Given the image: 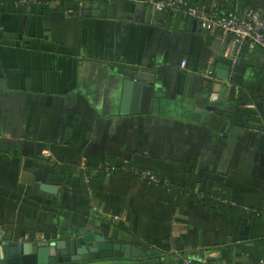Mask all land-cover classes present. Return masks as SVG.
<instances>
[{
	"label": "crops",
	"instance_id": "obj_1",
	"mask_svg": "<svg viewBox=\"0 0 264 264\" xmlns=\"http://www.w3.org/2000/svg\"><path fill=\"white\" fill-rule=\"evenodd\" d=\"M87 1L83 9L73 0L0 1L3 240L98 230L159 252L117 264H182L184 255L194 264H246L244 247L260 241L264 256V134L253 130L264 129V49L247 46L242 56L240 44L244 71L224 82L215 66L232 56V35L147 3ZM189 1L223 14L264 11V0ZM139 72L154 85L149 111L142 94L124 104L126 81ZM101 164L150 169L170 186L124 173L80 176H95L88 167ZM217 188L230 204L211 202Z\"/></svg>",
	"mask_w": 264,
	"mask_h": 264
},
{
	"label": "water",
	"instance_id": "obj_2",
	"mask_svg": "<svg viewBox=\"0 0 264 264\" xmlns=\"http://www.w3.org/2000/svg\"><path fill=\"white\" fill-rule=\"evenodd\" d=\"M195 21V20H194ZM196 22V21H195ZM197 23V22H196ZM241 43H237L230 58L219 57L215 66V73L219 80L227 82L231 78L239 80V74L245 66L241 64V58H236V52ZM242 56L247 49V45H241ZM131 78L126 81L125 102L132 94L138 100V96L142 94L143 100L147 103L145 110L149 111L152 98L154 95V85L147 84V74L139 72L131 74ZM152 80V78H151ZM150 80V81H151ZM127 95V96H126ZM218 102H210L205 107L208 111H215L216 106L221 105ZM123 105V112H126ZM144 111V110H143ZM132 112H136L133 110ZM145 112V111H144ZM223 115L222 111H217ZM224 127L229 124L228 116ZM48 192L56 190L54 186L45 185L41 187ZM249 228L243 230L245 236L242 239H248ZM3 240L0 235V264H117L118 258H140L152 256L159 253L156 250L142 251L133 244H122L110 241L106 235L100 234L98 230L82 233L81 231L74 235L54 234L52 239L40 240L29 238L27 240ZM198 264V263H195Z\"/></svg>",
	"mask_w": 264,
	"mask_h": 264
},
{
	"label": "built area",
	"instance_id": "obj_3",
	"mask_svg": "<svg viewBox=\"0 0 264 264\" xmlns=\"http://www.w3.org/2000/svg\"><path fill=\"white\" fill-rule=\"evenodd\" d=\"M77 2L80 9H83L88 1L87 0H74ZM135 3H147L153 9H164L172 13H177L184 18L193 19L197 22L199 28L207 33L214 34L216 32H222L224 34L232 35L236 41L241 44H246L250 49L255 47H261L264 49V11L260 8L247 7L236 8V11L229 14H223L221 11L215 8H207L205 4L192 3L189 0H129ZM45 3L47 7L53 6V4H61L62 0H15L14 6H31ZM186 65V61L182 62V66ZM256 132L264 134V129H253ZM46 156L50 153H45ZM82 168H86V160L82 162ZM106 169L122 170L134 174L140 181L148 182L155 187L168 188L170 183L161 179L150 169L141 167H129L112 164L111 167ZM86 181L89 178L85 177ZM197 196L200 199L205 198L204 191L197 190ZM208 197L213 200L219 201L223 204H230L229 200L225 197V192L221 188H217L214 192L208 194ZM244 211L253 213L257 216H261L262 213L250 206H242ZM264 215V214H263ZM37 237H42L41 233H36ZM182 264H194L191 257L186 255L182 256ZM246 264H264V260L260 262H248Z\"/></svg>",
	"mask_w": 264,
	"mask_h": 264
},
{
	"label": "trees",
	"instance_id": "obj_4",
	"mask_svg": "<svg viewBox=\"0 0 264 264\" xmlns=\"http://www.w3.org/2000/svg\"><path fill=\"white\" fill-rule=\"evenodd\" d=\"M0 1H4L5 3H10V4H13L14 2H15V0H0ZM45 1H49V0H44V2ZM65 0H62V2H64ZM72 1V0H71ZM74 1V0H73ZM129 167H133V165H131V166H129ZM134 167H137L138 168V166H134ZM106 168H107V166L105 165V164H101V165H97V166H93V167H88V169H89V173L90 172H95L96 173V175L95 176H88V175H85V174H80V176L81 175H83L84 176V178L87 176L88 178H89V180H100V179H102L103 178V175L105 176V175H107L108 173H124V174H128V175H131V173H129V172H124V171H122V170H120V169H118V170H113V169H111V170H109V171H107L106 170ZM133 176H135L134 174H132ZM136 177V176H135ZM137 178V177H136ZM138 179V178H137ZM148 183V182H147ZM156 188H158V187H156ZM159 188H162V187H159ZM167 190V189H166ZM170 189H168V191H169ZM209 199H211V202H214V203H216V204H223V203H221V202H219V201H216V200H213L212 198H210V197H208ZM200 200H202L203 201V199H200ZM213 200V201H212ZM260 245H263V242L262 241H260L259 243H258V245L257 246H255V247H249V248H247V247H244V250L245 251H249L250 252V255H251V260L253 261V262H255V263H257V262H260L261 260H264V256L263 255H261L260 253H259V251H260V247H258V246H260ZM257 249H259V250H257Z\"/></svg>",
	"mask_w": 264,
	"mask_h": 264
},
{
	"label": "flooded vegetation",
	"instance_id": "obj_5",
	"mask_svg": "<svg viewBox=\"0 0 264 264\" xmlns=\"http://www.w3.org/2000/svg\"><path fill=\"white\" fill-rule=\"evenodd\" d=\"M51 235H52V234H51ZM35 236H36V235H35ZM50 237H53V235H52V236H43V235H42L41 238L36 236V239H40V240H42V239H43V240L48 239V240H50V239H52V238H50Z\"/></svg>",
	"mask_w": 264,
	"mask_h": 264
}]
</instances>
